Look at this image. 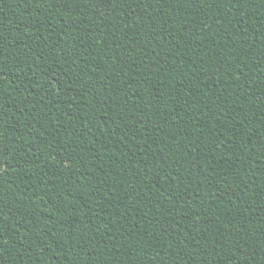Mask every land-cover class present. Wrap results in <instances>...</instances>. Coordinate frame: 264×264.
I'll use <instances>...</instances> for the list:
<instances>
[{
	"label": "trees",
	"instance_id": "trees-1",
	"mask_svg": "<svg viewBox=\"0 0 264 264\" xmlns=\"http://www.w3.org/2000/svg\"><path fill=\"white\" fill-rule=\"evenodd\" d=\"M0 264H264V0H0Z\"/></svg>",
	"mask_w": 264,
	"mask_h": 264
}]
</instances>
